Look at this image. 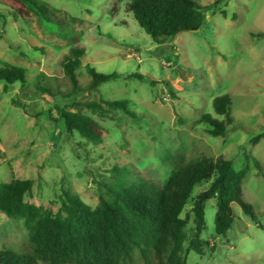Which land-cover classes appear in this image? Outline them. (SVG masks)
I'll list each match as a JSON object with an SVG mask.
<instances>
[{
	"label": "rangeland",
	"instance_id": "obj_1",
	"mask_svg": "<svg viewBox=\"0 0 264 264\" xmlns=\"http://www.w3.org/2000/svg\"><path fill=\"white\" fill-rule=\"evenodd\" d=\"M36 1L52 22L28 5L0 0V68L20 67L26 73L24 89L16 83L4 92L0 83V183L33 179L26 200L56 213L63 189L96 208L110 189L144 178L158 190L193 157L223 156L235 170L249 166L243 197L264 226V177L257 175L253 163L256 157L264 169V139L250 143L264 128V0H221L218 7L228 16L207 11L199 28L162 44L155 43L128 12V0ZM197 1L209 5L215 0ZM74 46L85 50L76 70L81 87L91 83L88 65L119 75L77 100L128 99L143 116L134 120L114 111L102 117L77 106L94 120L97 144L65 130L56 105L70 100L42 97L35 87L40 82L56 94L70 91L62 63ZM41 73L46 77H38ZM133 73L143 78H129ZM224 95L232 101L234 121L226 136L214 137L200 120L204 114L224 119L213 108L214 99ZM13 98L23 106L13 105ZM210 182L194 187L181 215H189V237L194 230L193 199ZM232 206V227L226 235H217L216 199L206 202L201 234L205 252L188 251L187 239L182 254L186 264H264V228L237 203ZM29 234L23 220L0 212V250L29 251Z\"/></svg>",
	"mask_w": 264,
	"mask_h": 264
},
{
	"label": "trees",
	"instance_id": "obj_2",
	"mask_svg": "<svg viewBox=\"0 0 264 264\" xmlns=\"http://www.w3.org/2000/svg\"><path fill=\"white\" fill-rule=\"evenodd\" d=\"M15 4L28 5L41 19L52 22L46 8L36 0H9ZM221 0L204 5L197 0H128L127 10L157 44L183 31L199 28L207 11L225 9L218 7ZM0 17H3L0 13ZM236 19V15H232ZM260 36V34H257ZM85 50L71 48V56L62 63L64 74L70 83L66 94L54 93L51 86L37 82V93L42 97L59 96L71 101L63 106L56 105L59 118L65 130L79 134L93 144L100 142L91 116L77 110L82 106L102 117L121 111L134 120L139 115L128 99L110 100L100 98L80 102L77 97L89 90H95L108 81L116 80V72L103 73L93 66H87L91 83L81 87L76 70L81 66ZM44 76L41 73L38 77ZM46 76H44L45 78ZM142 79L138 73L128 75ZM0 83L7 92L14 84L26 86L23 68L7 66L0 68ZM12 104L23 106L13 98ZM232 101L228 95L214 99L213 108L217 116H201L200 122L207 126V132L214 137H224L234 121L231 115ZM264 139L263 130L250 139L252 146ZM248 159L249 157L246 156ZM253 163L257 175L264 177L262 163L256 157ZM121 171H125L124 169ZM249 166L235 170L232 161L219 156L215 159L197 155L174 172L165 185L156 190L153 183L144 178L131 181L127 187L110 189L107 198H100L96 208L86 204L78 195L63 189L59 198L60 207L56 213L26 200L32 193L34 180L13 178L0 183V212L10 219L23 220L29 230L30 250L18 254L11 250H0V264H186L182 254L188 241V251L203 255L206 241L201 237L205 230V204L216 199L215 232L226 235L235 221L232 206L237 203L242 212L258 227L264 228L255 214L253 206L243 197L242 183ZM124 173V172H123ZM211 181L208 188L199 193L191 206L194 230L188 236L186 227L189 215L182 217L194 187Z\"/></svg>",
	"mask_w": 264,
	"mask_h": 264
}]
</instances>
